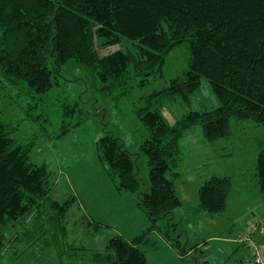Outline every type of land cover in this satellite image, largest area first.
<instances>
[{"label": "trees", "instance_id": "16d2710c", "mask_svg": "<svg viewBox=\"0 0 264 264\" xmlns=\"http://www.w3.org/2000/svg\"><path fill=\"white\" fill-rule=\"evenodd\" d=\"M96 39L102 45L126 39L132 49L122 47L100 55ZM180 42H186L190 56L183 77L171 78L168 86L141 96L134 109L144 126L138 149L147 164V188L140 189L132 153L120 139L104 133L96 141L98 160L115 188L138 196L135 205L151 225L130 238L112 235L104 251L92 252L94 262L146 264L150 235L162 231L156 221L181 205L173 181L180 175L178 140L183 130L199 123L203 135L214 141L228 135L230 117L264 125V0H0V86L12 85L32 98L44 97L55 87L59 70L70 60L96 76L100 91L120 98L130 80L145 85L150 77L162 76L165 55ZM202 77L220 104L210 110H189L168 122L159 108L161 102L178 99L191 104ZM74 105L76 101L64 114L74 111ZM1 112L0 252L17 256L39 241H48L47 232L58 246L66 233L64 215L76 197L72 193L64 200L51 197L48 169L31 162L28 154L33 137L15 142L12 131L21 119L8 126ZM28 115L25 118L40 121L39 116ZM61 121V132L54 137L79 122ZM258 143L256 183L264 200V140ZM231 181L230 176H209L197 189V209L212 216L224 211ZM45 202L54 215L41 216L20 230L22 219L41 210ZM86 225L95 230L102 223L89 218ZM163 236L175 250L187 252L179 249L180 238H171L170 231L163 230ZM17 244L22 248L16 251Z\"/></svg>", "mask_w": 264, "mask_h": 264}, {"label": "rangeland", "instance_id": "374dc122", "mask_svg": "<svg viewBox=\"0 0 264 264\" xmlns=\"http://www.w3.org/2000/svg\"><path fill=\"white\" fill-rule=\"evenodd\" d=\"M96 41L95 48L100 55L122 47L132 49L131 42L126 39L110 45H102L99 39ZM165 57L162 76L150 77L145 85H138L135 79L130 80L129 89L120 98H111L110 94L100 91L96 76L75 60L61 67L55 87L44 97L32 98L12 85L0 86L1 118L8 126L21 119L12 131L15 142L21 143L33 137L28 154L31 162L45 165L48 169L53 183L51 197L64 200L71 193L76 197L64 215L62 224L66 234L58 246L52 242L51 232H47L49 242L39 241L17 256L7 250L0 252V264H93L96 261L91 259L92 256L88 257L93 251H104L110 235L124 231V235L130 238L151 225L144 211L137 205L128 204L127 198L122 196H128L129 192L119 193L111 184L112 178L98 160L96 141L104 133L120 139L123 148L132 153L134 170L142 183L140 189L147 188V164L138 149L144 140V126L134 109L140 105L141 96L168 86L171 78L183 77L190 58L188 45L186 42L178 43ZM75 101L74 111L64 114ZM191 101V104H185L178 99H164L159 108L168 122H173L189 110H210L220 104L204 77ZM28 113L39 116L40 121L25 118ZM62 119L79 122L64 134L54 137L61 132ZM229 122L226 137L209 141L203 135L202 125L197 123L183 130L178 140L180 175L173 182L181 201L178 211L181 218L175 210L174 215L167 214L156 221L157 228L162 227L161 232L167 229L171 238H180L179 249L194 251L193 255L185 258L188 263L178 259L175 264H193L194 258L198 260L197 264H206L203 261L209 264H241L244 251L249 249L234 239L247 227L253 229V240L264 248V232H259L260 227H264V200L260 190L252 187L257 181L255 164L260 149L258 141L264 140V125L234 117H230ZM42 126L46 131H40ZM212 174L230 175L233 183L226 198L227 208L214 218L194 213L197 211V188ZM132 196L137 203L138 196ZM54 213L50 203L45 202L41 210H34L22 219L20 230L32 226L39 217L49 219ZM88 213L102 223L95 231L86 226ZM137 221H141L139 225L143 226L135 228L134 232L133 226ZM81 245L86 248H80L83 247ZM21 248L22 245L17 244L15 249ZM202 252L205 254L203 257ZM100 261L106 263L103 259Z\"/></svg>", "mask_w": 264, "mask_h": 264}, {"label": "crops", "instance_id": "0c3cea01", "mask_svg": "<svg viewBox=\"0 0 264 264\" xmlns=\"http://www.w3.org/2000/svg\"><path fill=\"white\" fill-rule=\"evenodd\" d=\"M212 175H216V174H212ZM219 175V174H218ZM223 176H227V175H223ZM230 176V175H229ZM228 176V177H229ZM203 183V182H202ZM111 184L114 186V184L111 182ZM233 184V183H232ZM201 185V184H200ZM253 186L252 187H255L258 189L257 187V183L256 181L252 184ZM232 186V185H231ZM115 187V186H114ZM114 189V188H113ZM116 189V188H115ZM198 189V188H197ZM197 192V191H196ZM122 196L126 197L127 200H128V204H131V206H134L135 203H136V199L131 195V194H123ZM129 198H132V201L129 200ZM197 199H198V192H197ZM198 202V200H197ZM198 205V203H197ZM196 205V207H197ZM176 210V211H175ZM180 210V207L177 206L174 208L173 212L175 211L176 215L181 218L180 215H178V211ZM173 212L171 213V215L173 214ZM194 213L197 215V214H206L205 212H203L202 210H198L197 211L195 210ZM93 215H95L93 212H92ZM91 213H88V216L89 218H92V219H95L93 217ZM139 214V213H138ZM174 215V214H173ZM207 216L211 217V218H214V216L208 214ZM139 217V216H138ZM142 217V216H141ZM140 218V217H139ZM142 219V218H141ZM143 221V220H141ZM141 221H137V223H134V226H133V229L137 228V229H140L141 226L143 225H139L141 223ZM169 224V222H167ZM143 224V222H142ZM139 225V226H138ZM87 226V225H86ZM89 227V226H87ZM99 228V227H98ZM98 228H96L95 230H97ZM248 228V227H247ZM66 229V228H65ZM146 229V228H145ZM93 230V229H92ZM94 230V231H95ZM144 230V229H143ZM167 230V229H166ZM142 231V230H141ZM169 231V230H168ZM244 231V230H243ZM134 232H136V229L134 230ZM118 233H121V234H126L124 233V231H118V232H115L114 234H118ZM243 233V232H242ZM241 233V234H242ZM66 234V233H65ZM92 234V233H91ZM112 234V235H114ZM153 234H155V236L153 237ZM110 235V237L112 236ZM125 236V235H124ZM239 236L241 235H238L234 241H236L237 243H239ZM109 237V238H110ZM108 238V239H109ZM107 239V240H108ZM150 239H151V242H150V245H148L145 249L146 251V264H175L176 261H178V259H180V261L184 262L185 261V258L188 256V255H193L194 254V251L193 250H187L186 253H182L180 252L178 249L175 250V248H173V246L168 242L167 239H165V237L163 236V232L161 231H157L156 232H152V234L150 235ZM108 242V241H107ZM107 245V244H106ZM105 245V246H106ZM83 246V245H81ZM84 247V246H83ZM246 247V245H245ZM86 248V247H85ZM248 248V247H247ZM105 249V248H104ZM94 252V251H93ZM250 253V250L248 251H244L243 253V256L241 257V264L243 263L245 257H247ZM239 254V253H238ZM242 253H240V256H241ZM92 256V252L90 254V256L88 257V259ZM205 256V254H201V257ZM92 258V257H91ZM193 258V257H192ZM159 260V261H157ZM194 262L193 264H197L198 263V260L196 258L193 259ZM157 261V262H156ZM186 262V261H185ZM188 263V262H186ZM203 263H206V264H209L207 261H203ZM104 264V263H103Z\"/></svg>", "mask_w": 264, "mask_h": 264}, {"label": "built area", "instance_id": "2783aa9c", "mask_svg": "<svg viewBox=\"0 0 264 264\" xmlns=\"http://www.w3.org/2000/svg\"><path fill=\"white\" fill-rule=\"evenodd\" d=\"M260 229H258L259 232H264V227H260ZM252 232V228H246L239 238V241H244L250 250V254L245 257L244 264H264V248L253 240Z\"/></svg>", "mask_w": 264, "mask_h": 264}]
</instances>
